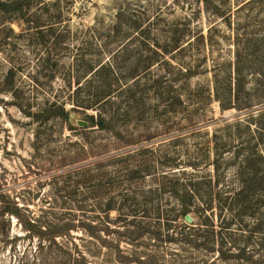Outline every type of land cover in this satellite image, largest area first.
<instances>
[{"label": "rangeland", "instance_id": "1", "mask_svg": "<svg viewBox=\"0 0 264 264\" xmlns=\"http://www.w3.org/2000/svg\"><path fill=\"white\" fill-rule=\"evenodd\" d=\"M21 6L0 10V264H264V187L246 190L250 209L231 225L230 211L221 216L214 204L215 235L199 237L209 239L204 247L186 241L196 237L183 225L200 215L162 227L178 202L168 190L152 192L173 176L234 191L247 176L238 173L243 154L264 159V0ZM238 51L247 77L237 96ZM106 90L107 104L72 111L83 120L116 112L104 129L48 109L85 106ZM127 164L145 172L130 178ZM135 192L140 201L153 194L161 214L129 210ZM4 198L24 205L22 218L1 214ZM31 216L71 226L51 242L24 227ZM86 221L98 222L95 234ZM229 236L236 240L223 245Z\"/></svg>", "mask_w": 264, "mask_h": 264}, {"label": "trees", "instance_id": "2", "mask_svg": "<svg viewBox=\"0 0 264 264\" xmlns=\"http://www.w3.org/2000/svg\"><path fill=\"white\" fill-rule=\"evenodd\" d=\"M23 3V0H0V10L2 11H14L17 9H22L23 6H21ZM243 59L242 55L240 52H236V62H235V73H236V92L237 96L240 94L241 90L243 89L244 86V80L247 77L245 73V66L243 64ZM110 67V66H108ZM106 68L105 64H102L99 68L96 69L95 72H93L91 75H99L100 72ZM93 71V70H92ZM91 71V72H92ZM111 90H106V91H100L96 93L95 99H93L92 103V98L89 101V103L85 106L76 104L73 106L71 109H67L65 104L61 103L58 104L57 102H54L52 104L53 110L48 108L50 110V113H53L52 115H59L62 116L65 120L67 121H72L71 120V113L72 111L80 110L81 108L84 109H90L93 108L95 104L100 103L101 101L105 100L104 102H108L109 97L111 95L110 93ZM104 93V94H103ZM230 93V91H228ZM217 96V95H216ZM95 103V104H94ZM55 107V110H54ZM41 113H45L47 111L42 110L40 111ZM115 113L109 111L108 109H100V114L96 116V114H89L87 113L86 118L88 121L89 125H86L84 128L89 127V126H96L100 129H104L110 125V123L113 121L115 117ZM50 115V114H49ZM86 120V119H85ZM262 129V128H261ZM263 130V129H262ZM130 154V153H128ZM129 157V156H125ZM113 158H111L108 161H112ZM121 161L120 158L116 159L117 164H119ZM240 164V171L239 176L241 175H247L246 177H241V187L234 191L230 192H223L221 190L216 189V185L212 184V181L209 183H205L202 180L195 179L192 177H187L188 181L182 182L180 177L179 178H174L167 180V181H162L161 185L158 186L155 191L153 192V196L155 197L158 193L169 191L170 194H172V197H174L178 202L177 204H174V209H175V218H166V221L162 223V227L170 228L173 226V223L177 219H182L186 221V215L188 213H196L200 215V220L196 222H192L191 224L185 223L184 228H188L187 232H185V235L188 237L190 236H195V239H189L186 240L189 244H194L195 247L199 246H206L209 244V239L206 238H199V237H207V236H213L215 235L213 228V223L211 220L210 216V211L214 208V204H217L220 209V215L222 216L226 211H230L232 214V219L226 223L225 226L228 224L231 225L233 220L236 219L238 216L242 214H246L247 210L250 209V206L248 204V199L246 198L247 193L246 190L253 185V189L256 191H259L261 188L264 187V159H260L258 157V154L254 151H248L246 154H243L242 160ZM259 165V166H258ZM258 166V167H257ZM126 172L128 173V176L130 178H134L138 176L139 174H142L145 172V170L142 167L138 166H128L127 164V169ZM166 174H163V179L166 180ZM111 181V180H109ZM112 184V183H111ZM208 185V190L205 191V186ZM216 189V190H215ZM255 191V192H256ZM214 193L217 194L218 198H214ZM257 193V192H256ZM141 197V192L139 193ZM137 192L133 193L132 195L128 194L126 196L127 198L125 199V206L130 210L132 209L133 212L137 213L139 211H143V214L148 215V213H155V214H161L160 208L156 205L157 203L154 201V197L151 195H147L145 198H143V201H140V197ZM6 197V196H2ZM202 200L205 202L206 205L199 204V206H196L195 209H193L194 201L195 200ZM114 202L115 198L112 197L108 200L106 204L107 210L113 209L114 208ZM3 205L1 209V214H14L19 218L23 217L22 210L24 205H21L19 202L10 200L9 198L3 199ZM151 205V206H150ZM255 213V212H254ZM138 214V213H137ZM177 217V218H176ZM136 218V216H134ZM264 219V218H263ZM24 221V227L28 230L29 232L38 235L39 238H47L51 242H55V237L57 235L63 234L62 232L66 229H69L71 224L66 222L63 224L55 223L54 224H43L40 222L38 219L34 218L33 216L28 217ZM127 221V218L124 220ZM84 225L90 230L92 233H96L98 230V222L94 223L92 221H86L83 222ZM129 224H133V227H142V224L138 220H131L129 221ZM223 226V225H222ZM159 227V226H157ZM259 227L257 226V229ZM260 228L262 229V225L260 224ZM236 240L235 236H229V237H223L222 243L225 245L227 243V240L229 241V238H232ZM234 241V240H233ZM241 250V248H239ZM222 252L224 253L225 257H229L230 253L229 250L223 249ZM241 255V254H240Z\"/></svg>", "mask_w": 264, "mask_h": 264}, {"label": "water", "instance_id": "3", "mask_svg": "<svg viewBox=\"0 0 264 264\" xmlns=\"http://www.w3.org/2000/svg\"><path fill=\"white\" fill-rule=\"evenodd\" d=\"M74 115H75L74 113H71V120L72 121H76L79 125H82V126L88 125V121L87 120H83V119H79V118L77 119V118H75ZM186 220L188 222H192L194 220L193 214L192 213H188L186 215Z\"/></svg>", "mask_w": 264, "mask_h": 264}]
</instances>
